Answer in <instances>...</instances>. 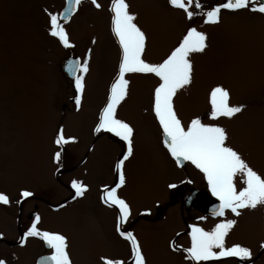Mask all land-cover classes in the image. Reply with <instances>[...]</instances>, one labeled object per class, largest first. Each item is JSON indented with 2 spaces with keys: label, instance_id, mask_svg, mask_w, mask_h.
Instances as JSON below:
<instances>
[{
  "label": "rangeland",
  "instance_id": "1",
  "mask_svg": "<svg viewBox=\"0 0 264 264\" xmlns=\"http://www.w3.org/2000/svg\"><path fill=\"white\" fill-rule=\"evenodd\" d=\"M219 1L200 0L205 10ZM97 2L100 9L91 0H82L76 16L64 24L74 45L68 49L48 34V13L59 14L65 0H0V193L12 201L9 206L0 205V240L12 241L14 236L15 242L20 210L26 221L27 214L38 208V227L68 238L73 264H101V256L126 263L131 260L129 242L116 231L117 210L101 200L103 189L116 184L115 165L124 154L122 144L113 140L120 141L118 137L94 131L120 58L119 42L111 29V0ZM127 3L147 34L145 59L149 62L166 58L189 27L207 33L209 47L191 57L193 83L174 98L177 114L185 125L199 116L205 123L225 127L229 145L264 176V33L255 32L259 26L252 27L243 18L235 22L226 12L223 16L230 18L208 25L196 9L197 15L190 21L167 0ZM89 50L90 71L85 77L82 108L77 111L71 102L76 94L74 81L63 74V65L70 56L83 62ZM157 84L158 78L152 76L131 77L129 97L118 109V117L135 129L133 156L124 164L126 185L118 190L132 209L123 227L139 240L147 264H196L185 251L191 237L179 220H190L193 213L182 211L183 194H177L174 202L171 196L173 189L180 192L189 184L186 193L206 191L207 183L203 185V173L190 163L180 169L164 147L152 111ZM217 85L229 90L230 104L243 106L231 120L208 118L209 93ZM64 105L69 109L64 110ZM60 126L66 136H75L77 143L65 145L62 162L57 165L53 156L59 149L53 140ZM62 168L67 171L62 173ZM242 179L239 174L234 178L237 190L244 186ZM73 180L87 186L83 196L74 198L67 191ZM170 184L176 187L169 188ZM22 190L34 195L17 203ZM171 202L167 220L151 222L158 207L165 213ZM240 211L238 217L225 218L237 220L226 237V246L250 248L251 261L225 258L199 264H264V206ZM219 222L194 224L211 230ZM31 223L22 230L27 231ZM36 240L30 237L26 246L14 250L0 247V259L7 264H37L43 251Z\"/></svg>",
  "mask_w": 264,
  "mask_h": 264
},
{
  "label": "snow or ice",
  "instance_id": "2",
  "mask_svg": "<svg viewBox=\"0 0 264 264\" xmlns=\"http://www.w3.org/2000/svg\"><path fill=\"white\" fill-rule=\"evenodd\" d=\"M81 2L82 0H68V7L64 12L48 13V34L56 38L64 48H72L74 45L61 21L70 20ZM167 2L172 9L182 11L190 21L197 15V11L193 9L198 10L203 22L208 25L222 23V12L225 11L250 10L264 15V0H222L207 10L200 0ZM91 3L97 9L101 8L97 0H91ZM129 7L127 0H111V29L119 42L120 58L118 70L108 90L106 103L99 112L94 131L110 133L126 145V152L115 165L117 183L115 187L103 189L101 200L108 207L118 209L116 231L130 244V264H147L137 237L131 231L124 230L123 226L132 215V209L118 194V190L126 185L125 161L133 156L135 129L130 123L118 117V109L130 94L131 77L158 78V84L153 91L152 111L162 130L163 145L177 166H183L188 162L203 173L211 194L219 200V205L213 209V216L225 217L230 212L238 217L242 209L254 210L258 206H264V176L255 171L242 154L229 145L225 127L219 123H205L199 116L193 117L185 125L177 114L174 98L180 90H186L193 83L194 65L191 57L194 54L205 53L209 47L207 33L197 30L196 27H189L166 58L157 63L149 62L145 59L147 34L137 24V16L129 11ZM90 60L91 50L83 62L71 60L66 67L68 74L74 78L76 93L74 103L77 111L82 108L85 77L90 71ZM208 102L210 104L208 118L211 121L231 120L243 111L242 105L230 104V92L221 85L211 89ZM53 143L59 149L54 153L53 160L60 165L65 145L77 143V138L66 136L63 126H60ZM238 174L243 178L244 185L239 190L234 180ZM71 187L77 197L83 196L87 191V186L79 180H73ZM168 187L175 188L176 185L170 184ZM33 195L34 193L29 190H22L19 193L21 199L16 202L22 203ZM11 203L8 195L0 193V205L9 206ZM40 221L41 217L36 214L30 227L23 234L21 245H24L29 237L39 238L51 251L50 255L42 258L40 264H73L68 251V238L58 232L41 230L38 227ZM236 224V219H224L216 223L211 230L192 225L191 245L185 250L188 258L196 264L225 258H237L240 262L251 261L250 248L240 244L226 246V237ZM261 247H264V244ZM100 261L101 264H126L125 260L106 256H101ZM0 264H7V261L0 259Z\"/></svg>",
  "mask_w": 264,
  "mask_h": 264
},
{
  "label": "flooded vegetation",
  "instance_id": "3",
  "mask_svg": "<svg viewBox=\"0 0 264 264\" xmlns=\"http://www.w3.org/2000/svg\"><path fill=\"white\" fill-rule=\"evenodd\" d=\"M220 2H222V0L219 1L218 3H220ZM253 6H258V5H253ZM226 13L229 14V15H232L231 18L234 19L235 22L239 18L246 19L247 22H248V24L250 26H252V27L259 26L258 27L259 29L257 31H255V32L264 33V15H260L259 13H254V12H252L250 10H242V11H238V12H226ZM223 15L224 14H222V18L224 17ZM224 18H230V17H224ZM63 109L64 110L65 109L68 110L69 108H66L65 105H64ZM105 134L108 135V136H110V137H112V134H110V133L105 132ZM113 140H115L117 142H120L122 144V153L124 154L126 152V145H125V143L123 141H121V140L118 141L116 138L115 139L113 138ZM187 166H188V164H186L184 168H187ZM62 170H63L62 173H64V172L67 171L65 168H62ZM203 179H204L203 185H205L207 183V180L205 179V177ZM115 185H114V187H115ZM190 186H191V184H189L187 186V189ZM204 189H206V188H204ZM186 190H183V191H180L179 192V191L176 190V188L173 189V194L174 195L171 196V201L174 202V200L177 197V194H179V193L180 194H183L184 195L183 196V202H184L185 207L182 206V211H185L188 214H192L193 213V218L190 219V220L188 218H185V217H183L181 219H179V217H178V219L180 220V222L183 223L184 226L187 227L186 228L187 229V231H186L187 236H190L191 226L192 225H195L194 224L195 222H201L202 223V221H208V220H215V222H217V221H221V219L224 218V217H215V216L209 214L208 212L201 211V210H199V209H197L195 207L189 206L187 204V202H186V197L192 195L193 192L196 191L197 189H193L194 191L187 192V193H186ZM208 190H210V189H209V187L207 185V190L206 191H208ZM67 191H69L70 193H72L74 195V198H77V196H75V190L72 189L71 185L67 188ZM172 202L166 206V212L165 213L162 210V206L158 207V211L156 213V216L152 219L151 222H154V223H156V222H165L167 220V218H168L169 211H170L171 207H173L172 206V204H173ZM112 208H114V207H112ZM116 210H117V213H118V209H116ZM20 212L21 213H20L19 219L16 221V227H17V229L19 228V235H18L17 240L15 242H12L14 240V236L12 237V239H13L12 241L2 239V240H0V244H2L0 247H8V249L14 250L17 247L18 248L24 247V246H26L28 244V241L30 240V237L28 238V240L26 241V243L24 245H21V243H20V241H21V239L23 237V234L26 232V231H23L22 230V227L23 226L24 227H27V225L33 221L35 215L38 213V208H36L33 211H30L27 214L26 221H23L22 220V216H23V212H24L23 209H21ZM228 214L229 213H227L226 215H228ZM201 217H204L205 219H201ZM181 236L186 237V235L184 233ZM36 242L39 244V246L42 245L41 251H43L41 257L39 258V260L37 262V264H39V262L42 260L43 257L48 256V255L51 254V251L47 248V246L39 238H37ZM126 264H130V263H126Z\"/></svg>",
  "mask_w": 264,
  "mask_h": 264
},
{
  "label": "water",
  "instance_id": "4",
  "mask_svg": "<svg viewBox=\"0 0 264 264\" xmlns=\"http://www.w3.org/2000/svg\"><path fill=\"white\" fill-rule=\"evenodd\" d=\"M67 7H68V0H66V7H65V9ZM65 9L62 12H64ZM76 11L71 15V18L76 13ZM63 22H65V21H63ZM67 22H69V20ZM71 60H79V59L70 58L67 61L66 66H65V72L67 74H68V72L66 71V67H67L68 62L71 61ZM68 76L71 79H74L69 74H68ZM186 202L191 207H195V208H197V209H199L201 211H205V212H208V213H211V214L213 213V209H215L218 206V204L210 198V192H208V191H205V192H195L191 197H188L186 199Z\"/></svg>",
  "mask_w": 264,
  "mask_h": 264
}]
</instances>
